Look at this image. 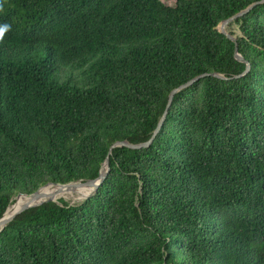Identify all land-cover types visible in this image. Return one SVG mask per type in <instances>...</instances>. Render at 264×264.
<instances>
[{
    "label": "trees",
    "instance_id": "16d2710c",
    "mask_svg": "<svg viewBox=\"0 0 264 264\" xmlns=\"http://www.w3.org/2000/svg\"><path fill=\"white\" fill-rule=\"evenodd\" d=\"M253 3L235 42L218 30ZM3 23L0 217L19 192L109 169L80 204L15 215L0 264H264V0H5ZM211 72L226 78L177 91L149 146L108 153Z\"/></svg>",
    "mask_w": 264,
    "mask_h": 264
},
{
    "label": "water",
    "instance_id": "95a60500",
    "mask_svg": "<svg viewBox=\"0 0 264 264\" xmlns=\"http://www.w3.org/2000/svg\"><path fill=\"white\" fill-rule=\"evenodd\" d=\"M254 4H255V3L249 5V6H248L247 8H245L244 10L237 12V13L234 14L233 16H230L229 18H227V19L221 21V22L218 24V26H217L218 30H219L221 33L225 34V36H226L228 39H230V40H232V41L235 42V40H236L235 35H232V34L229 33L228 31H226L225 26H226L230 21H234L237 17H239V16H241L242 14H244L245 12H247V11H248V10L254 5ZM234 57H235L238 61H241V62H245V63H246L245 70L242 72L241 75L245 74V73L248 71V69H249V63H248V61L245 60V59L241 56V54L238 52L237 44L235 45ZM206 75H212V76H216V77H219V78H226V77L223 76L222 74H219V73H216V72H211V73H201V74H199V75H197V76H194L193 78H191V79L188 80L187 82H185V83L179 85L178 87L174 88V89L170 92V94H169V96H168V101H167L166 106H165V108H164V111H163L162 115L160 116V118H159V120H158V123H157L155 129L153 130L152 135L150 136V138H149L148 140H146V141H144V142H138V143H132V142H129V141L125 140V139H124V140H117V141H115V142L109 147V152H108V153H110L111 150H112V148H114V147H121V146H124V147L132 148V149H139V148H142V147H147V146H149L150 143L153 141L154 137L156 136V134L158 133V131L160 130L161 126L163 125V122H164L165 117H166V115H167L168 109H169V107L171 106L172 99H173V95H174L177 91H179V90H181V89H183V88H185V87L190 86L193 82H195L196 80H198V79H200V78H202V77H204V76H206ZM236 76H239V75H236ZM103 165H105V169H104V171H102V167H103ZM108 169H109V158H108V156H106V158H105L104 162L102 163V166H101V168H100V170H99V174H98V176H97L96 178L85 179V180L69 181V182H66V183H48V184H45V185H43V186H46V185H58V187H62V186H64V187H70V186H78V185L94 186V190H93V192L88 196V197H90V196H92V195L96 192V190H97L99 184H100V183L102 182V180L104 179V177H105V175H106ZM43 186L39 187L37 190H35V191L31 192V193L26 194V193L19 192V193L15 196V198H18V197H20V196H24L25 199L22 200V201L17 205V207H16V208L14 209V211L10 214V216H8V217H4V214H5V212L7 211V208H8L9 205L7 206V208L5 209L3 215L0 217V231L5 227V225H6L9 221H11V220L15 217V215L19 214L20 212L24 211L25 209H27V208H29V207L37 206V205H39V204H41V203H43V202H45V201H55V202H58V201L55 200L53 197H48V198H46V199L38 200V198L41 196L40 189H41ZM88 197H86V198H88ZM86 198H85V199H86ZM58 203H59V202H58Z\"/></svg>",
    "mask_w": 264,
    "mask_h": 264
},
{
    "label": "bare ground",
    "instance_id": "6f19581e",
    "mask_svg": "<svg viewBox=\"0 0 264 264\" xmlns=\"http://www.w3.org/2000/svg\"><path fill=\"white\" fill-rule=\"evenodd\" d=\"M104 169H105V165H103L102 171H104ZM93 190H94V186H88V185H78V186H70V187L45 186L40 189L41 196L38 198V200L46 199L48 197H53L55 200L58 201L59 198L58 195H61L64 198H66L65 194L66 195L75 194L79 196L84 195L80 199L74 201V202H78L88 197L93 192ZM23 199H24L23 197L16 198V201L14 200L15 202L11 203L8 206L7 211L4 214V217L10 216V214L14 211V209Z\"/></svg>",
    "mask_w": 264,
    "mask_h": 264
},
{
    "label": "rangeland",
    "instance_id": "374dc122",
    "mask_svg": "<svg viewBox=\"0 0 264 264\" xmlns=\"http://www.w3.org/2000/svg\"><path fill=\"white\" fill-rule=\"evenodd\" d=\"M225 29H226V31H228V32H232L234 35H238L239 34V30H238V25L234 22V21H230L226 26H225ZM46 186H57L58 187V185H46ZM43 187H45V186H43ZM59 196V198L60 199H63L64 201H66L69 205H75V204H80V203H82L84 200H82V201H78V202H72V201H70L69 199H66V198H64L63 196H61V195H58ZM20 197H23L24 199H25V197L24 196H20ZM58 198V199H59ZM23 199V200H24ZM59 199V200H60ZM14 200L16 201V198H14ZM58 200V201H59Z\"/></svg>",
    "mask_w": 264,
    "mask_h": 264
},
{
    "label": "clouds",
    "instance_id": "9594fccd",
    "mask_svg": "<svg viewBox=\"0 0 264 264\" xmlns=\"http://www.w3.org/2000/svg\"><path fill=\"white\" fill-rule=\"evenodd\" d=\"M5 4V0H0V11L3 10ZM11 31V25L8 23L0 24V43H3L5 40V36L8 32Z\"/></svg>",
    "mask_w": 264,
    "mask_h": 264
}]
</instances>
